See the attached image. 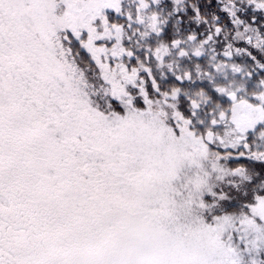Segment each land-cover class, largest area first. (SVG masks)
<instances>
[{"label": "snow or ice", "instance_id": "obj_1", "mask_svg": "<svg viewBox=\"0 0 264 264\" xmlns=\"http://www.w3.org/2000/svg\"><path fill=\"white\" fill-rule=\"evenodd\" d=\"M0 264H264V0H0Z\"/></svg>", "mask_w": 264, "mask_h": 264}]
</instances>
